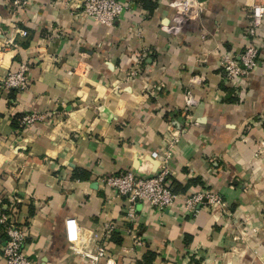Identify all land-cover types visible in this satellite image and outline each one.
Wrapping results in <instances>:
<instances>
[{
	"label": "crops",
	"instance_id": "crops-1",
	"mask_svg": "<svg viewBox=\"0 0 264 264\" xmlns=\"http://www.w3.org/2000/svg\"><path fill=\"white\" fill-rule=\"evenodd\" d=\"M171 1L153 0L149 11L138 0L113 27L88 21L84 0H30L18 16L0 9V82L21 63L31 67L27 90L0 83V206L19 209L35 264H89L81 253H96L108 224L114 230L102 239L100 264H264V19L260 65L241 102L229 101L219 65L225 53L244 49L248 10L264 0H203L202 21L176 37L160 30L173 15ZM142 54L139 75L130 77ZM187 91L199 103L190 111ZM27 115L43 120L25 127ZM174 134L177 204L207 190L229 214L139 205L131 224L124 198L103 179L155 174L154 154ZM246 221L255 235L241 241ZM4 244L0 228V264Z\"/></svg>",
	"mask_w": 264,
	"mask_h": 264
},
{
	"label": "built area",
	"instance_id": "built-area-1",
	"mask_svg": "<svg viewBox=\"0 0 264 264\" xmlns=\"http://www.w3.org/2000/svg\"><path fill=\"white\" fill-rule=\"evenodd\" d=\"M10 10L14 16L26 11L30 6V0H7ZM138 0H84L82 13L88 21L101 26L113 27L115 22L128 12L136 10ZM173 15L168 23L161 24L160 30L170 37H176L184 31L191 23H200L206 14L207 3L203 0H172L169 4ZM264 19V5L252 4L248 10V19L244 28L246 44L240 52L225 53L219 62L222 79L231 96L240 102L244 98V89L251 73L260 65V47L262 42L258 37V29L262 26ZM4 19L0 14V36L3 31ZM21 36H27L25 29H17ZM14 38L6 42L8 46L13 44ZM136 67L130 71V77H137L140 67L145 61V55H138ZM30 64L21 63L15 71L8 72L1 80V87L8 91L22 92L27 90L30 82ZM192 91L185 95V109L190 111L198 106ZM43 120L41 115H27L22 123L25 127L32 126L35 122ZM178 143L177 135H173L168 148L161 154H154L160 158L158 171L150 176H144L132 170L107 176L103 182L118 197L124 198L126 202V219L129 223L135 224L136 214L139 205L158 212L174 211L185 213L196 217L202 206L209 207L213 214H229L225 209L223 200L216 194L202 190L186 196L181 204H177L179 196L174 192L172 171L170 163L173 159V149ZM226 210V211H225ZM0 228L5 237V244L2 248L3 264H35L27 253L28 230L21 218L19 209L14 206L5 210L0 206ZM114 230V226L105 225L103 237L100 239L96 253H81L82 257L89 264H100L102 258L107 257V251L103 238H108ZM80 229H76L79 233ZM97 237V235H96ZM238 239V238H236ZM135 241L140 242L141 238L135 235Z\"/></svg>",
	"mask_w": 264,
	"mask_h": 264
},
{
	"label": "rangeland",
	"instance_id": "rangeland-1",
	"mask_svg": "<svg viewBox=\"0 0 264 264\" xmlns=\"http://www.w3.org/2000/svg\"><path fill=\"white\" fill-rule=\"evenodd\" d=\"M0 9H2L3 11H8L9 13L12 14L11 10H10V6H9V2L7 0H0ZM13 15V14H12ZM25 223V222H24ZM248 222L246 221L244 223V226H242L243 228L240 229L239 231V235L237 237H239V240H247L249 237L253 235H255V232L252 230L251 232H249L246 227Z\"/></svg>",
	"mask_w": 264,
	"mask_h": 264
},
{
	"label": "trees",
	"instance_id": "trees-1",
	"mask_svg": "<svg viewBox=\"0 0 264 264\" xmlns=\"http://www.w3.org/2000/svg\"><path fill=\"white\" fill-rule=\"evenodd\" d=\"M140 1H141V5L143 6V8H145V9H147L149 11H153L155 9V7H156V4L153 2V0H140ZM226 90H228V88ZM229 101L230 102H234V101L238 102L239 100L232 97V98L229 99ZM76 176H75V179H76ZM173 185H174V183H173ZM116 241H118V240L116 239ZM117 243H119V241ZM153 258H154V255L149 254V259H147V260L151 261V260H153Z\"/></svg>",
	"mask_w": 264,
	"mask_h": 264
}]
</instances>
